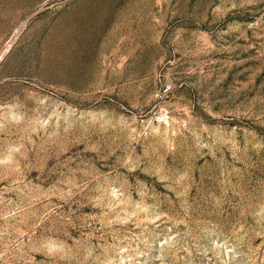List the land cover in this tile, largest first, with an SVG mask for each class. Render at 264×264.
Segmentation results:
<instances>
[{
    "label": "rangeland",
    "instance_id": "374dc122",
    "mask_svg": "<svg viewBox=\"0 0 264 264\" xmlns=\"http://www.w3.org/2000/svg\"><path fill=\"white\" fill-rule=\"evenodd\" d=\"M0 264H264V0H0Z\"/></svg>",
    "mask_w": 264,
    "mask_h": 264
}]
</instances>
